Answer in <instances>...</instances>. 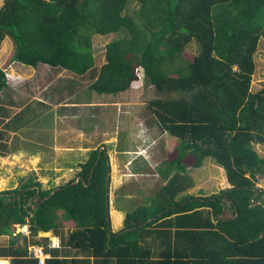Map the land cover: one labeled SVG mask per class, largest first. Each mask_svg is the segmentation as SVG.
Listing matches in <instances>:
<instances>
[{
    "label": "trees",
    "instance_id": "1",
    "mask_svg": "<svg viewBox=\"0 0 264 264\" xmlns=\"http://www.w3.org/2000/svg\"><path fill=\"white\" fill-rule=\"evenodd\" d=\"M108 34L118 38L106 44L105 63L88 88L124 93L140 71L158 93L171 95L147 106L169 135L166 161L176 173L145 204L116 202L125 213L117 232L107 222L105 148L78 165L76 183L41 190L28 178L1 191L0 237L9 239L0 260L38 264L29 253L35 245L48 255L44 264H264V189L257 186L264 157L254 149L264 146V86L251 90L264 0H4L0 7V47L9 38L10 62L36 72L84 76L94 67L93 37ZM191 46L196 53L189 56ZM7 84L0 69V93ZM206 159L223 169L222 188L177 199L194 185L187 169ZM59 220L74 225L67 238L42 243L62 227ZM25 225L28 237L15 234Z\"/></svg>",
    "mask_w": 264,
    "mask_h": 264
},
{
    "label": "rangeland",
    "instance_id": "2",
    "mask_svg": "<svg viewBox=\"0 0 264 264\" xmlns=\"http://www.w3.org/2000/svg\"><path fill=\"white\" fill-rule=\"evenodd\" d=\"M3 2L0 0V7ZM117 38L116 34L93 37L94 67L84 76L77 77L68 71L46 68L36 72V81L32 85L31 79L9 77V74L13 75L14 67H19L27 74L33 73L34 69L9 62L13 55V43L9 38L2 42L0 69L6 72L8 84L0 93V104L11 109L10 120L6 119L8 122L1 127L4 145L0 148V192L19 188L28 178L39 182L41 190L67 184L76 178L78 165L97 148L106 149L111 163L110 154L123 153V149L132 151L129 156H135L142 148L158 156L172 143L168 141L169 135L163 134L158 128L157 120L147 106L154 99L171 95L158 93L140 75V71L137 72L139 80L123 94H97L89 90L88 86L105 63L106 44ZM185 51L190 56L196 53V48L191 46ZM254 62L251 90L257 92L264 86V40L258 44ZM125 105L132 109H128L130 113L124 110ZM254 149L259 156L264 157V146L254 145ZM203 165V168L187 169L185 173L193 184L196 182L201 193L217 194L224 181L222 168L210 159L204 160ZM168 168L170 174L176 173L167 161L163 162L159 171L165 174ZM147 172L152 174V170ZM113 174L111 171L110 200L114 193ZM152 176L144 178L142 182L146 184ZM157 184L156 180L149 183L154 188ZM257 186L264 189V179ZM156 190L146 189L145 194L149 192V200ZM147 200L146 197L139 202L135 199L127 207L145 204ZM59 222H62L59 231L45 235L41 238L42 243L52 246L54 239V243L60 245L67 238L74 225L64 224L61 220ZM15 232L18 233V229ZM8 239L0 237V246L6 245Z\"/></svg>",
    "mask_w": 264,
    "mask_h": 264
},
{
    "label": "crops",
    "instance_id": "3",
    "mask_svg": "<svg viewBox=\"0 0 264 264\" xmlns=\"http://www.w3.org/2000/svg\"><path fill=\"white\" fill-rule=\"evenodd\" d=\"M10 62V61H9ZM13 63V62H11ZM16 65H21L19 63H14ZM29 67V66H28ZM31 68V67H30ZM13 69V75L11 76L9 74V77H15V78H21L23 80L26 79H33L34 76L36 75V69L33 70V73H26L23 70H20L19 67L18 69L16 67H14ZM10 73V71H9ZM26 73V75H25ZM123 94V93H120ZM1 102V101H0ZM115 105V104H114ZM115 107V106H114ZM8 109L10 110L11 107H7V105L5 104H0V130L1 127L3 125H5L10 117V112L9 114L6 116L4 115V110ZM132 110L129 105H125L124 110H126L128 113H130V110ZM8 119V120H6ZM4 122V124H3ZM174 140V139H172ZM174 142V141H173ZM173 145H175L173 143ZM116 145H114L113 147H115ZM167 146V145H165ZM142 148L140 150H138V153L135 156H129L130 154L132 155V151L129 149H123V150H127L126 152H124L122 150L123 153L118 154V152L110 154L111 157V163H110V175H111V171L114 173L113 174V189H114V193L113 195H111L112 199H109V216L111 219V228L112 231L117 232L120 231V229H122V225H123V220H124V216L125 213L122 211L117 210V205L116 202H118V205L121 207L126 208L130 202H132L135 199H138V202L141 201L143 198L146 197V199L149 200V192L145 191L146 189H159L160 187L164 186L166 184V179H168L169 177L172 176V174H170V169L168 168V170L166 171V175L162 174L159 170L161 165L163 164L164 161H166V153L169 152L170 148L165 147V151H163V154H159L158 156L151 153L150 151H148L147 149ZM207 160V159H206ZM205 160V161H206ZM204 166V165H203ZM202 166V168H203ZM148 170H152V174L149 175L148 174ZM221 170V169H220ZM223 176H224V171L223 169L221 170ZM153 175V176H152ZM152 176V179H148L145 184L144 178L146 177H150ZM111 177V176H110ZM225 177V176H224ZM154 180L157 181V185L154 188V186H150L149 183H154ZM140 182V183H139ZM148 184V185H147ZM118 190H122V192L118 193ZM117 191V192H116ZM110 193V192H109ZM210 192H205V193H201V189H197V184L195 182V184L193 185V188L187 189L185 191H183L182 193L178 194L177 199H179L181 196L184 195H193V196H209ZM122 196V198H120ZM110 197V196H109ZM120 200V201H119ZM144 204V203H142ZM68 223H72V222H64V224H68ZM73 224V223H72ZM57 238V237H55ZM53 245H58V243H54L55 240L53 239ZM0 264H2V262H4L5 264H9L8 260L5 259H1L0 260Z\"/></svg>",
    "mask_w": 264,
    "mask_h": 264
},
{
    "label": "built area",
    "instance_id": "4",
    "mask_svg": "<svg viewBox=\"0 0 264 264\" xmlns=\"http://www.w3.org/2000/svg\"><path fill=\"white\" fill-rule=\"evenodd\" d=\"M16 229H18V233L15 232V234H22L23 236H29L30 234L27 225L22 227L16 226ZM29 253L31 254L32 258L38 260V264H44L45 259L48 258V256L43 252L42 248L39 246H35V245L30 246Z\"/></svg>",
    "mask_w": 264,
    "mask_h": 264
},
{
    "label": "water",
    "instance_id": "5",
    "mask_svg": "<svg viewBox=\"0 0 264 264\" xmlns=\"http://www.w3.org/2000/svg\"><path fill=\"white\" fill-rule=\"evenodd\" d=\"M108 167H109V169H108V171H107V174H106V178H105V190H106V201H105V203H106V209L108 210L109 209V180H110V163L108 164ZM77 182V178L74 180V183H76ZM53 193V192H52ZM51 193V194H52ZM258 194V191H256L255 192V194L253 195V197L255 196V195H257ZM251 204H254V202L253 201H251ZM223 207H225V206H223ZM237 216V215H236ZM107 222L108 223H110V216L109 217H107ZM149 222V221H148ZM147 222V223H148ZM119 233V232H118Z\"/></svg>",
    "mask_w": 264,
    "mask_h": 264
},
{
    "label": "bare ground",
    "instance_id": "6",
    "mask_svg": "<svg viewBox=\"0 0 264 264\" xmlns=\"http://www.w3.org/2000/svg\"><path fill=\"white\" fill-rule=\"evenodd\" d=\"M78 77V76H77ZM140 143V142H139ZM104 146V145H103ZM190 231V230H189ZM206 232V231H205ZM221 237V236H220ZM225 239V238H224ZM232 243V242H231ZM250 244H252V243H250ZM254 244V243H253ZM236 245H238V244H236ZM241 246V245H240ZM260 255V254H259ZM225 258V257H224ZM2 264H5L4 262H2Z\"/></svg>",
    "mask_w": 264,
    "mask_h": 264
},
{
    "label": "clouds",
    "instance_id": "7",
    "mask_svg": "<svg viewBox=\"0 0 264 264\" xmlns=\"http://www.w3.org/2000/svg\"><path fill=\"white\" fill-rule=\"evenodd\" d=\"M48 256V255H47Z\"/></svg>",
    "mask_w": 264,
    "mask_h": 264
}]
</instances>
